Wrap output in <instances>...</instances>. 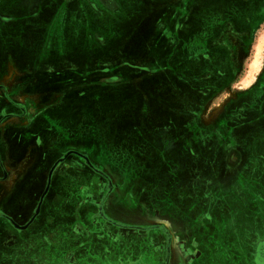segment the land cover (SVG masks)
Masks as SVG:
<instances>
[{"label": "rangeland", "instance_id": "1", "mask_svg": "<svg viewBox=\"0 0 264 264\" xmlns=\"http://www.w3.org/2000/svg\"><path fill=\"white\" fill-rule=\"evenodd\" d=\"M44 1V14L31 17L32 4L23 12L14 6L23 0H0V144L15 179L7 201L27 195L15 204L21 213L9 216L29 226L31 243L46 231L52 252L34 248L29 261L1 264H216L220 256L235 260L223 264H256L264 235V0H183L180 14L218 12L224 34L214 23L209 34H148L150 52L137 66L175 71L181 87L155 120L174 131L143 135V146L121 152L126 167L113 165L109 150L140 138L130 132L141 127L134 102L148 73L125 76L113 53L107 67L85 63V34L70 26L58 33L46 14L61 6ZM125 1L95 4L121 16L141 10ZM128 26L122 17L111 30H134ZM111 126L118 133L108 134ZM142 149L145 165L136 166ZM55 191L64 197L58 205ZM223 206L240 213L223 214ZM57 208L64 213L56 216ZM228 226L242 246L221 239Z\"/></svg>", "mask_w": 264, "mask_h": 264}, {"label": "crops", "instance_id": "2", "mask_svg": "<svg viewBox=\"0 0 264 264\" xmlns=\"http://www.w3.org/2000/svg\"><path fill=\"white\" fill-rule=\"evenodd\" d=\"M16 1L18 0H15L14 3H17ZM40 1H44V0H23V2L20 3L18 2L17 5L14 4V6L16 8L19 7L20 10H22L21 8L24 7L23 12H25L27 6H30V4H32L33 7H36V11H34L35 9H33L32 13H30L31 10H28V12L27 11L26 12L29 13L28 16L36 17L43 15L45 11L43 10L42 13L40 6L43 5L40 4ZM129 1L130 0H127L125 1V3H129ZM256 1L259 0H248L249 4ZM131 2L135 3L136 6H140L141 8V10L136 11L135 15L133 16L127 13L121 16V14H118L121 11L120 9L108 10L105 8H99L96 6L97 4H95L96 0H45L44 1L45 4L44 6H50V7L61 6V9L57 10L55 14L53 13L50 15L46 14L47 19L49 18V16L55 19L54 23L56 29L58 30V33L61 32V34H68L69 31L67 30V28L68 26H70L73 28L71 32L72 34L75 35L79 34V37L81 36V34H85L84 36H86V39L88 41V44L83 50V52H85L84 55H86L87 53V57H88V58L85 57L86 58L85 63L87 62L88 65L101 66V68L107 67L106 65L113 63L111 61L112 60L111 56L113 53V55H117L116 58L119 60V63L115 66V68L124 71L125 76L131 77L134 74L137 80L138 77H142L143 75H145L144 73H148L147 75H145L148 78L145 79L142 77V79H145L147 81L142 82L141 87L140 85H138V87H140L139 91L141 93L138 95L137 99L134 102L135 120L141 121V123L138 122L139 125L141 124V127L140 126L138 127L137 125L136 128H134L132 132H130L136 136H140V138L135 140V143L130 140L128 141V139L116 140L114 143H111L112 149L109 151L111 153L112 162L115 161L116 163L114 162L113 165L119 167H126L128 166L127 164L131 162L127 159V164L124 165L125 164L123 163L124 158L122 157L121 152L132 150L134 145H135V149H137L140 145L143 146V141L145 140L142 138L143 135L148 136V134H151L154 136V135H159L161 133L170 135L172 131H174V128L171 129L170 127L166 129L162 128L161 130L160 127L155 126V124H157L155 120H158V118L160 117L159 109L161 110V106L165 108L162 102H167L169 104L172 101V99L175 98V88L181 87L180 84L177 82V78H176L177 75L175 71L170 67H168L161 69L162 73L160 74V71L158 70L159 67H157L156 65L152 64V66H150L149 68L144 67L145 69L143 70L138 69L139 67L137 66V64L143 63V61L146 58L145 56H147L150 52L151 42L148 41V37H149L148 34H160L168 37H172V34H209L208 27L213 23L217 25V31L215 32V34H224L223 20L219 19L221 17H219L218 12L215 18H212L211 16H209L208 13L202 11L201 9L198 10L195 9L191 11V8H187L185 9L186 10L185 14L183 13L180 14L178 9L183 8L182 7L184 2L183 0H131ZM177 2H179V4ZM122 4L124 3H121V5ZM215 7H218V4L217 5L215 4ZM38 11L41 13L39 14ZM122 17L125 21H127L130 24V26L128 27H132L134 28V30L125 33L124 30L126 28H120L119 29L120 32H112L111 24L113 26L118 19L122 21ZM189 18L192 19L194 22H196V24L198 23L199 25L198 26L195 25L194 28L190 29L189 26L187 25L189 24L187 23ZM261 21H264V19H262ZM260 33L261 32H258L257 34ZM95 34H101L103 36H98V35L95 36ZM112 39L114 40V43L111 42ZM96 53H101V57H97L95 55ZM163 53H166L168 55V58H170L169 51L167 52L164 51ZM127 68L129 70H127ZM107 70L111 71L112 67L107 68ZM149 71L151 72V74H149ZM74 99L72 100L73 102H75ZM123 101L126 104L133 103L128 98L123 99ZM118 103H121V100ZM117 109L118 108H116V106L115 107L113 106L108 111L111 113V111L114 112ZM116 131L117 128L111 126L109 127V130H107V133L108 134L118 133ZM99 133H103V132H99ZM146 141L148 140L146 139ZM48 143L49 141L48 142L46 141L45 143L46 147H48ZM3 146H5V144H0V224H3L4 226L0 225V234L7 233L9 236H11L12 234L11 230H13V226L11 224L13 223V221L10 224L9 220L6 219L4 216L11 214L13 210H14L13 214L21 213L19 209L17 210L15 204H18L19 201L22 199V197H23L22 200L24 201L27 195L26 193L24 194V192L22 191V193L15 196L13 199L7 201L9 197V193L11 192L12 189V184L15 182V179L13 180L14 177L12 176L13 174L6 168L9 167L8 162L10 161L2 157L1 153L3 152V150L6 151ZM147 146L148 148L151 149V160H154L153 153L155 151V147L153 146V144H148ZM141 153H142L141 155L137 154L136 156V162H135L136 166L137 165L139 166V164L141 166L145 165L144 164L145 155L143 154V149L141 150ZM130 156L133 155L131 154ZM148 159L150 160L149 157ZM155 160L158 161V158L156 157ZM151 165H155V164L151 163ZM23 189L24 190L26 189L25 186ZM53 196L54 199H52V202H54L57 205L60 203V200L64 198L63 195L57 191L53 193ZM218 208L219 210L221 209L220 206ZM222 208H223V214L225 213L229 214L228 212L240 213L239 210L231 212L230 211L231 208L226 207L225 209V206H223ZM63 213L64 212L60 208L55 209L56 216L60 214L62 215ZM263 215H264V208H263ZM3 220L7 222L5 223ZM15 221L18 222L17 220ZM28 229L29 227L24 229V232H22L23 236L27 234V231L25 230ZM47 229L48 228L46 226L45 230ZM233 229L234 226L223 227L221 233L224 234L223 236H225V238H223V236L221 235L222 237L221 239L222 240L226 239L228 242L231 241L233 245L235 244L238 247H240L242 246V243L239 234L237 233L236 236H234L233 233L229 234L230 230ZM42 235L43 238L49 240L46 231ZM260 238L261 241H264V235L261 236ZM224 242L225 241H220L221 244H223ZM14 243H15L14 241L7 242L6 246L11 249L8 252L10 254H7L6 257H0V264L4 263L5 261L13 263L15 261V258H17L18 256H22L23 261L24 258L25 259L27 258V260L29 261V257H31L32 255V249L38 247L41 248L43 251H45V253L52 252L49 249V246L51 247L50 241L43 242L38 245L35 243H31L30 238H24L21 244L16 245ZM229 261L233 262L235 260L224 259L222 256H220L213 261L211 260L210 262H215L216 264H223L225 262L228 263Z\"/></svg>", "mask_w": 264, "mask_h": 264}, {"label": "flooded vegetation", "instance_id": "3", "mask_svg": "<svg viewBox=\"0 0 264 264\" xmlns=\"http://www.w3.org/2000/svg\"><path fill=\"white\" fill-rule=\"evenodd\" d=\"M211 4H215L214 2L213 3H211ZM194 22V21H193ZM193 22H192V19H188V22L187 23H189V24H187L188 26H189V28L191 29V28H194V25H192L193 24ZM241 22H243V21H241ZM243 23H245V22H243ZM189 30V29H188ZM185 33H187V32H185ZM192 33V32H191ZM206 178V177H205ZM6 219H8L9 220V223L11 224L12 223V221H13V223L11 224L12 226H13V230H15V238L13 239V237H12V234H11V236H9L7 233H3L4 235H5V240H6V242L4 243L3 242V244H2V242H1V238H0V257H6L7 256V254H8V252L10 251V248L9 247H7L6 245H7V242L8 241H13L14 240V244H21L22 242H23V239L24 238H30L31 239V235H32V232L30 233V228L28 229V230H25V231H27V234L25 235V236H23L22 235V232H24V229H22V225L21 224H19V222H16L15 220H13L12 219V217L11 216H9V215H7V216H4ZM0 225H3V224H0ZM4 226V225H3ZM15 226V227H14ZM29 227V226H28ZM16 228L17 229H19V234H17V230H16ZM27 228V227H26ZM20 229H22V230H20ZM42 230L43 229H41L40 230V236L39 237H41V239H39L40 240V243L39 244H41L43 241H42V237H43V235H42ZM37 233H35V235H36ZM0 237H1V234H0ZM22 238L21 239V241L19 242L18 240L20 239V238ZM39 248V247H38ZM4 249V250H3ZM5 249H6V251H5ZM39 249H41V248H39ZM42 250V249H41ZM257 252H258V254H257V258L255 259V262H256V264H264V241H261V240H259L258 242H257Z\"/></svg>", "mask_w": 264, "mask_h": 264}]
</instances>
